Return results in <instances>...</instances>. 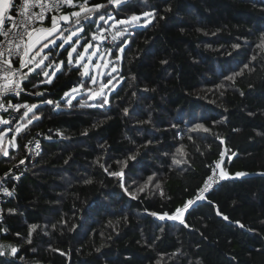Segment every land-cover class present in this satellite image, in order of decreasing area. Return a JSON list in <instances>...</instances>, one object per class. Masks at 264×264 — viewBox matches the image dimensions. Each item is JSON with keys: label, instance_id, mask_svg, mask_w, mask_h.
Instances as JSON below:
<instances>
[{"label": "trees", "instance_id": "obj_1", "mask_svg": "<svg viewBox=\"0 0 264 264\" xmlns=\"http://www.w3.org/2000/svg\"><path fill=\"white\" fill-rule=\"evenodd\" d=\"M91 3L114 21L155 19L113 42L114 58L123 50L108 96L65 98L92 87L69 47L47 50L64 62L51 83L26 70L21 100L37 108L17 146L0 148V173L25 159L27 136L50 138L4 202L0 264H264V0ZM98 15L82 24L86 42L110 27ZM220 164L228 175L197 200ZM189 200L183 222L171 219Z\"/></svg>", "mask_w": 264, "mask_h": 264}, {"label": "snow or ice", "instance_id": "obj_2", "mask_svg": "<svg viewBox=\"0 0 264 264\" xmlns=\"http://www.w3.org/2000/svg\"><path fill=\"white\" fill-rule=\"evenodd\" d=\"M128 0H108V4H115V5H120L121 3H127ZM64 5H68V6H73L74 5V0H34L33 4L31 5L32 8H35L36 6H39L41 11L39 13H36L34 11H28L27 10V3L26 0L25 2L21 5L22 8H24V11L21 13V19H19L18 21L16 19H14L13 17H11L10 15H6L7 13L10 12V10H12L14 7H16V5H14L13 0H0V35H3L5 38L8 39L9 44H12L14 42V38H19L21 41H23L24 36L28 37V45L27 48L24 50V55L28 56L29 55V51L31 50L32 47H34V43L32 40V32L33 31H39L41 33H46L47 36H51L53 33H57V32H61V27L58 24V21H63V22H69L72 21L74 22L76 25H81V27L77 28L76 31H73L71 33L70 36L66 37L64 39L65 43H68L69 41H72V36L77 35L78 32H83L84 28L82 27V24L84 22H87L89 20L92 19L93 15H98L99 10L102 8H105L106 5L104 4H96V3H91L90 5V0H83L82 3L80 4H76L75 6L79 8L78 11H74L68 14H61L59 16L57 15H52L51 17V27L50 28H40V29H32V25H31V21L32 20H39V21H43L45 19V13L48 11L49 8L51 9H59ZM167 11H170L171 9L168 8L166 9ZM142 16L147 18V17H151L152 19H155V13L154 12H144L142 13ZM106 19V17L104 15H98V20L99 21H104ZM107 19H115L114 17H112L111 15H108ZM141 20V15H136L133 14L130 17H128L127 19H121V20H117L116 23L120 24L121 26L124 25H131V24H136ZM5 21H8L12 24L11 28H4V24ZM95 22V21H93ZM147 22V21H145ZM115 25H113L114 27ZM22 28L21 31H14V29H20ZM67 29H64V31H66ZM106 31V29H103L102 27L99 29V33H100V38L101 39H106L107 37L103 36L102 33ZM126 29L123 32H117L116 36L113 37V39H115L117 36H124L126 34ZM11 34V35H10ZM47 36L44 37L45 40H47ZM97 33H93V37H96ZM39 41H36V43H38ZM49 43H52L55 45V41H48L42 44L41 48L37 51V55H39L40 52L43 51L44 48H47L49 46ZM73 45L77 44L78 41H73L72 42ZM57 47H63V45H55ZM84 51L83 53L78 52L77 48L75 46L71 47V50L68 51V62L71 63L72 62V58H73V53H76L77 55V62L79 63L80 61H84L85 59V53H88L89 48L93 47L92 44L90 43H86L84 46ZM233 47H239V45H234ZM15 49L17 51H19L21 49V45L19 43L15 44ZM122 51V49H121ZM7 53H8V59H4L5 56V52L4 51H0V73H3V76H0V79L6 80V83L0 84V95H2L3 93L6 92H18L19 88H20V81H17L15 79L12 78V75H9V73L12 72V65H11V59L10 57L15 54L13 52V50L11 48L7 49ZM94 54V53H93ZM47 55L43 56L41 58V60L37 63V67L40 66V64L43 63V61L45 59H47ZM117 59H119V57H117ZM21 64H23L24 67H27L29 63L32 62L31 59H29L28 61H20ZM63 61L60 62L61 65H63ZM166 63V61H165ZM86 71H85V75H88V64L84 63L82 65ZM248 65H245V68H247ZM115 71V69H113ZM19 71V70H17ZM34 71V69H33ZM14 75V73H13ZM45 76H48V73H44ZM236 74H234L233 76H229L226 77L225 79L227 80H232L234 78ZM27 78V74L25 73L20 79H26ZM48 83H51V80L47 81ZM93 83H95V80H93ZM84 86L81 84L79 86V88H83ZM79 89L78 88H74L72 89V92L75 93L77 92ZM89 92H91V89H88ZM39 95H43V93H38ZM101 93H93V95H100ZM243 94V93H241ZM65 96H68V93H65ZM49 104H55V107H59L60 104L59 102H53L51 100L46 101ZM71 101H69L70 103ZM107 101H105L106 103ZM4 105L0 104V108H3ZM9 107L12 108H16L17 110L21 107L20 105H14L9 103ZM23 107L27 108V111L24 113L25 116L28 115L29 112H31L33 109L37 108V105H24ZM125 112H127V109H125ZM36 117L33 116V119H35ZM0 123H5L7 124L8 121H3L2 118H0ZM29 123H31V120L29 121ZM195 127L197 129L203 128L202 124H197L195 125ZM17 133H19L20 128L16 129ZM205 131H207V129H205ZM0 135H3V133H0ZM15 146V145H13ZM37 147H39L37 145ZM4 155H8L7 151L3 152ZM224 153H221V156H223ZM135 157H132V159H134ZM175 163H183L182 160H177L174 161ZM21 163H23V161H21ZM97 163H99V160H97ZM103 167V165H102ZM104 171H108V168L105 167ZM109 175L115 176V177H120L122 178L123 176V171H115V172H110ZM237 176H241V175H245L244 173H236ZM151 177H149V181H151ZM213 181V176L209 175L205 181V184L203 186V188H201L199 191L201 193L207 191L210 187H211V182ZM86 183H90V181H85ZM147 187V185H144L143 187H140L138 190L139 191H144V188ZM157 188H159V184L156 185ZM5 192H7V189H4ZM125 191H127V189H125ZM161 194L162 191H161ZM131 195V193H130ZM202 196H197V200L202 199ZM193 203V201L189 200L185 203V205L183 207H178L174 210V212L172 213V215L170 216L171 219L177 220V221H181L183 222V212L189 207V205H191ZM152 215H157V213H152ZM164 217H169V213L168 212H164L163 213ZM225 219H227V217H224ZM33 228H35V226H33ZM31 241L29 240V243ZM11 252L12 254H15L17 252L16 248H11Z\"/></svg>", "mask_w": 264, "mask_h": 264}, {"label": "rangeland", "instance_id": "obj_3", "mask_svg": "<svg viewBox=\"0 0 264 264\" xmlns=\"http://www.w3.org/2000/svg\"><path fill=\"white\" fill-rule=\"evenodd\" d=\"M78 11L73 10L71 12ZM70 11L63 10L61 14H68L71 13ZM117 21V20H116ZM114 19H105V22H107L110 25L111 34L113 36H116L117 32H123L125 29L128 31L130 29V25H124L121 26L120 24H117ZM147 21V22H145ZM151 21V17H143L141 15V20L136 24H131L133 26H144L147 23ZM72 21L69 22H63L61 23V32L53 33L51 36H47V40L44 38L39 42V44H36L34 48L31 50V70L37 71L39 69H42L43 76L49 80H52L58 70L61 68L60 62L57 64H49L47 63V59L43 61L42 64H40L39 67H37V63L41 60V58L45 55L48 57L47 50L51 47H55V45H63V47H59L60 49L64 47H69V51L71 50L72 46H75L77 48L78 52L83 53L84 51V45L86 43H90L93 45V47L89 48L88 53H85V59L84 61L77 62V55L76 53H73L72 61L76 65H80L84 72L86 69L82 66L84 63L88 64V76L91 78L92 87L90 88H79V86L73 87L70 90L67 91L68 96H65V98H69L70 100L82 95L84 92H88L87 94L90 95L91 98L95 99L100 97L101 95L108 96L111 92L112 88L114 89L116 85L114 84L115 81L118 79L117 69H118V62L117 58H114L112 56V45L115 40H118L120 36H117L113 42H99L93 37V33L96 32L98 26L93 29V33H91L90 39L86 42L83 37V32H78L77 35L72 36V41H69L68 43L64 42V39L71 35L73 31H76L77 28L81 27V25H76L75 23L71 25ZM67 25V26H66ZM113 25H115L113 27ZM40 26L44 28L43 23H40ZM83 27V26H82ZM84 28V27H83ZM64 29H67L64 31ZM48 41H55V45L52 43H49V46L47 48H44L42 52L37 55V51L41 48L42 44ZM73 41H78L77 44L73 45ZM123 50V49H122ZM94 53V54H93ZM119 60L122 57V51L120 50L119 53ZM115 69V71L113 70ZM44 73H48V76H45ZM93 80H95V83H93ZM78 88L79 90L75 93L72 92V89ZM88 89H91L92 91L89 92ZM93 93H101L100 95H93ZM36 105V104H32ZM35 109H33L31 112H33ZM27 111V108H25L22 112V115L18 118V120L15 121V124L13 126H7L3 129L2 133L3 135H0V148H3L4 151H9L11 147L17 146V135L28 125L29 121L31 120L29 118L30 113H28L27 116L24 115V113ZM20 128L19 133H17L16 129ZM15 145V146H13ZM219 165V172L221 177H226L228 174L220 167ZM184 214V212H183Z\"/></svg>", "mask_w": 264, "mask_h": 264}, {"label": "built area", "instance_id": "obj_4", "mask_svg": "<svg viewBox=\"0 0 264 264\" xmlns=\"http://www.w3.org/2000/svg\"><path fill=\"white\" fill-rule=\"evenodd\" d=\"M25 2V0H14L13 3L16 5L12 10H10L9 13L6 15H10L17 21L21 19V13L24 11V8L21 7V5ZM34 0H26L27 3V10L28 11H34L36 13H39L41 11L39 6H36L35 8H32ZM82 3L81 0H74L73 6L64 5L59 9H51L49 8L48 11L45 13V19L49 18L52 15H58L60 14L63 9L65 8H71L76 9V4ZM44 19V20H45ZM43 20V21H44ZM42 21L39 20H32L30 23L32 25V29H36ZM12 24L8 21H5L4 28H11ZM106 29L102 33L103 36L107 37L106 39L100 38L99 29L100 28ZM20 29H14V31H21ZM97 36L95 39L99 42H113V35L111 34L110 27L108 26H99L96 30ZM11 35V34H10ZM19 43L21 45V49L17 51L15 49V44ZM28 45V37L24 36L23 41H21L19 38H14V42L12 44H9V41L7 38H5L3 35H0V51L5 52L4 59H8V53L7 49L11 48L15 54H13L11 59V65H12V72L9 73V75H12V78L20 81V88L18 92H6L0 95V104H3L4 107L0 108V118H2L3 121L8 122H15L19 118V114L23 112V110L26 107H23L24 105H28L27 101H22L21 96L24 93H27V90L25 89L23 85V80L20 78L24 75L23 69L21 66L17 65V61L25 58L24 50L27 48ZM19 70V71H17ZM14 73V75H13ZM3 73H0V76H3ZM6 83V80L0 79V84ZM9 103L14 105H20L21 107L17 110L16 108L9 107ZM5 123H0V126H3ZM50 138L48 135L44 134L42 131H36L35 133L27 136V138L24 141V150L26 153L25 159L23 160V163H19L15 167H10L3 172L0 173V213L3 211L4 202L11 197L17 190V185L20 181V178L24 171L22 170V167H24V164L26 162L34 163L37 158L40 155L41 149H42V143L43 139ZM37 145L39 147H37ZM209 175L213 176V181L209 182L211 183V187L207 190H211L215 187V185L218 183V181L221 179L219 170L216 168L213 170ZM205 184V183H204ZM204 186V185H203ZM203 188V187H202ZM4 189H7L8 191L5 192ZM207 191L201 193L199 191L198 196H203Z\"/></svg>", "mask_w": 264, "mask_h": 264}, {"label": "crops", "instance_id": "obj_5", "mask_svg": "<svg viewBox=\"0 0 264 264\" xmlns=\"http://www.w3.org/2000/svg\"><path fill=\"white\" fill-rule=\"evenodd\" d=\"M13 1H14V0H13ZM59 15H61V13L58 14L57 16H59ZM42 23H43V26H44L45 29L50 28V27H51V18H50V20H48V21H42ZM61 23H63V21H58V24H59V25H61ZM40 28H42V27L39 25L36 29H40ZM46 35H47L46 33H41V32H39V31H33V32H32V40H33L34 46H35L36 44H39V42H41V40H42ZM36 41H39V42L36 43ZM33 48H34V47H32L31 50H32ZM31 50L29 51V55L26 56L25 58L21 59V60H23V61H28V60L31 58V57H30L31 54H32V53H31V52H32ZM21 60L17 61V65H19V66L22 67L24 74L26 73V70H29L30 72H32L31 67H30V66H31V63H29L27 67H24L23 64H21V62H20Z\"/></svg>", "mask_w": 264, "mask_h": 264}]
</instances>
